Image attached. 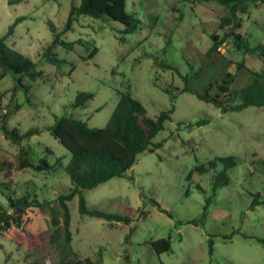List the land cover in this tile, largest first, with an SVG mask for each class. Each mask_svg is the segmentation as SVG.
Instances as JSON below:
<instances>
[{"label": "rangeland", "instance_id": "rangeland-1", "mask_svg": "<svg viewBox=\"0 0 264 264\" xmlns=\"http://www.w3.org/2000/svg\"><path fill=\"white\" fill-rule=\"evenodd\" d=\"M71 3L0 0V37L12 27L6 43L30 57L45 73V78L34 84L31 104L22 92L13 91L9 76L0 80V111L5 112L11 100L20 106L9 126L22 134L30 129L39 131L17 145L0 130V155L14 163L21 147L30 146L38 157H47L51 163L62 158V166L53 173L26 169L14 174L11 188L17 196L29 195L32 200L49 203L43 209L30 208L24 218L25 229L33 226L37 233L48 229L52 217L62 219L64 210L58 196L71 187L65 172L70 156L45 128L64 115L79 118L90 128L105 127L116 107L117 91L130 90L151 116H157L171 105V97L157 84L182 88L184 81L173 71L159 67L154 59L170 62L187 74L190 68L186 58H197V49L202 54L209 49V35L220 18L228 15V10L216 3L127 0V10L141 22L136 32L125 35L119 22L80 16L61 39H81L90 46L82 43L74 51L56 46L54 51L67 62L57 69L41 54L53 40L49 23L62 32ZM17 19L19 23H15ZM242 20L241 32L251 44H264L263 5L252 4ZM93 46L98 48L96 56L83 60ZM221 51L235 61L244 58L228 44ZM247 65L255 69L262 66L259 61ZM226 70L234 72L236 66L217 63L190 85L200 90ZM237 83L248 84L247 75L241 74ZM80 92L94 93V97L85 107L73 109L71 105ZM175 104L172 119L155 139L163 141L157 152L138 155L128 178H113L85 193L89 205L132 216L133 221L111 223L82 216L78 198H74L68 203L72 249L81 259L101 256L104 264H264V245L258 241L264 239V168L256 163L264 158V107L222 113L186 92L177 94ZM201 120L208 123L197 125ZM45 147L54 154L46 155ZM231 155L239 162L229 172L230 183L217 189L206 218L201 220L206 199L213 195L212 172L198 174L194 169ZM258 195L263 204L253 206ZM0 203H7L2 190ZM17 233L18 238L11 232L0 238V264H28L39 257L31 246L34 238L19 229ZM167 237L171 238V251L158 254L150 242ZM210 237L214 241L212 253ZM41 255L47 263L52 262L54 247H47Z\"/></svg>", "mask_w": 264, "mask_h": 264}, {"label": "trees", "instance_id": "trees-1", "mask_svg": "<svg viewBox=\"0 0 264 264\" xmlns=\"http://www.w3.org/2000/svg\"><path fill=\"white\" fill-rule=\"evenodd\" d=\"M195 1L216 3L225 7L228 10V15L220 18L219 23L209 35L212 42L209 49L204 54L197 49L196 51L200 54L196 55L197 58L191 60L186 58V64L190 68L187 74L183 75L181 70L170 62L159 61L157 57L154 59L159 67L173 71L184 81L182 88L156 83L171 97L170 107L159 112L157 116H151L130 90L117 91L118 101L105 127L90 128L85 121L71 115H64L56 117L54 124L45 128L62 144L70 156L65 172L71 181V187L58 196V202L64 210V215L61 220L52 217L46 231L37 233L33 226L25 229L24 218L30 208L43 209L49 203H41L36 198L32 200L29 195L17 196L11 186L15 173H23L26 169L53 173L57 167L62 166V158H57L54 163H51L47 157H38V154L30 146L21 147L14 163L0 155V190L7 200L6 205L0 203V238L7 232H11L18 238V229L31 235L34 238L31 241V246L36 248L39 257L28 264H104L101 256L96 259L90 257L81 259L72 249L73 235L70 229L71 218L68 203L74 198H78L80 215L104 219L111 223L130 224L133 221L132 216L93 207L89 205L85 193L113 178H128V171L136 163L138 155L155 153L163 146V141L156 142L155 139L164 130L165 124L172 119V114L176 109L177 94L184 92L194 94L198 99L219 108L222 113L239 112L248 107H264V44L252 45L248 37L241 32L242 16L249 13L252 4H261L264 7V0ZM80 16L119 22L124 26L122 34L125 35L136 32L141 23L134 13L127 10V0H79V2L72 0L62 32H58L57 28L49 23L53 40L41 54L48 64L57 69L67 62L54 51L56 46H62L67 51H74L76 45L84 43L81 39L76 41L61 39L62 33L70 31ZM19 22L20 19L15 21V23ZM12 30L13 28L10 27L8 32L0 37V80L9 76L14 82L13 91L22 92L26 102L31 104L34 84L40 79L43 80L45 73L38 70L37 63L30 57L12 49L6 43ZM84 44L86 47L90 46L89 43ZM225 44L231 45L236 52L242 53L244 58L235 61L228 57L221 51ZM97 53L98 48L93 46L88 56L83 60H92ZM253 61H259L262 65L261 68H249L247 63ZM217 63L236 66V70L234 72L222 71L200 90L190 85L191 80H200L205 74V70L214 68ZM195 64H199V66L195 68L193 66ZM241 74L248 77V84L245 86L237 83ZM93 97L94 93L80 92L76 95L71 107L73 109L85 107ZM19 109L20 106L11 100L6 111H0V130L13 143L22 145L39 131L30 129L22 134L17 128L9 126V120ZM206 123L208 120H201L197 125ZM44 149L46 155L54 154L51 148L45 147ZM238 162V157L231 155L217 157L213 161L195 167L194 171L198 174L212 172L213 195L206 199L201 220L206 218L217 189L229 185V172L236 167ZM256 163H260L264 168V158L257 159ZM197 188L202 191L200 185H197ZM256 198L253 206L263 204L259 200L260 195ZM159 209L165 212L162 208ZM193 223L198 225L199 222L195 220ZM258 241L264 245V239H258ZM150 244L158 254L169 252L172 249L170 237L152 241ZM208 244L209 251L212 253L214 249L212 237L209 238ZM49 246L54 247V259L47 263L41 254Z\"/></svg>", "mask_w": 264, "mask_h": 264}]
</instances>
